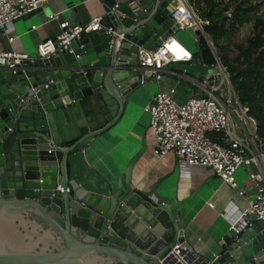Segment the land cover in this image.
<instances>
[{
    "label": "water",
    "instance_id": "water-1",
    "mask_svg": "<svg viewBox=\"0 0 264 264\" xmlns=\"http://www.w3.org/2000/svg\"><path fill=\"white\" fill-rule=\"evenodd\" d=\"M100 1L101 30L16 72L0 65V264H163L181 243L212 264H264V222L216 238L167 177L135 182L145 138L117 176L91 162L141 86L140 47L180 30L177 0Z\"/></svg>",
    "mask_w": 264,
    "mask_h": 264
},
{
    "label": "built area",
    "instance_id": "built-area-1",
    "mask_svg": "<svg viewBox=\"0 0 264 264\" xmlns=\"http://www.w3.org/2000/svg\"><path fill=\"white\" fill-rule=\"evenodd\" d=\"M49 2L50 0H0V29ZM216 3L223 11L224 19L221 22L237 27L244 23V17L246 20L250 18L252 10H264V0H216ZM239 8L244 15L237 16ZM59 18V14H52L49 20ZM170 18L179 25L180 30H192L204 36L216 52V45L207 31L213 20L199 15L190 0H177ZM103 19V15H99L88 24L63 20L60 22L57 38L47 39L39 44L37 57L17 50L0 51V65L16 72L25 60L34 61L68 50L72 42L82 34L101 30ZM257 24L250 37L261 34L264 39V23L259 20ZM15 40V37L10 38L11 42ZM263 49L264 46L260 52ZM70 52L75 53V50L70 49ZM194 59L193 51L187 49L174 35L156 50L140 47V85H145L150 80L161 82L169 64L191 63ZM231 64H234L233 61ZM213 68L216 69L213 77L208 74L206 81L199 85L202 92H196L188 100L180 101L177 87L160 89L146 111L151 116L157 154L163 156L174 152L190 166L208 168L213 175L245 197L248 203L242 214L245 225L241 228L233 226L240 233L256 221L264 222V138L259 136L257 119L250 115L249 108L240 101L229 66L223 63L218 54ZM243 167L249 171L250 184L241 188L237 174ZM161 263L212 264L187 243L177 244Z\"/></svg>",
    "mask_w": 264,
    "mask_h": 264
},
{
    "label": "crops",
    "instance_id": "crops-1",
    "mask_svg": "<svg viewBox=\"0 0 264 264\" xmlns=\"http://www.w3.org/2000/svg\"><path fill=\"white\" fill-rule=\"evenodd\" d=\"M194 1L193 5L199 15L208 17L200 11L202 7L204 8L202 0ZM214 6L215 13L221 12L216 0ZM103 13V3L100 0H50L35 12L0 29V51L17 50L37 57L41 42L57 38L61 21L88 24ZM52 14H59L60 18L49 20ZM223 19L222 13L219 20ZM174 36L183 40L193 53L201 51L199 34L195 40L196 44L193 45L187 41L186 34L182 32H176ZM11 37H15L16 40L11 42ZM211 39L214 41L212 37ZM218 50L215 52L212 49L215 59L217 54L219 56ZM210 68L213 66L206 67L201 57L195 58L191 63L169 64L163 81L150 80L140 86L132 97L123 119L109 133L96 140L88 155L102 173L117 176L125 169L131 157L140 150L145 138L150 148L135 167V182L145 178L146 185H149L159 178L167 177L165 184L172 187V190L177 189L181 200L189 199L187 209L194 221L209 234L220 238L233 229V226L241 228L245 225L242 214L247 209V200L229 184L213 175L208 168L190 166L174 152L163 156L157 154V141L151 128V116L146 111V107L160 89L177 87V97L180 101H186L194 93L202 92L199 85L206 81L207 71ZM248 177V169L241 168L237 174L241 188L250 184ZM248 193L251 191L248 190Z\"/></svg>",
    "mask_w": 264,
    "mask_h": 264
},
{
    "label": "trees",
    "instance_id": "trees-1",
    "mask_svg": "<svg viewBox=\"0 0 264 264\" xmlns=\"http://www.w3.org/2000/svg\"><path fill=\"white\" fill-rule=\"evenodd\" d=\"M204 8L200 10L204 16L213 20V24L208 26L207 31L215 42L223 39L227 43L231 40V35L235 30V25H226L219 18L223 11L215 13L214 0H202ZM244 15L239 8L237 16ZM199 44L201 51L194 53L195 58L201 57L206 67H212L216 63L215 56L212 52L208 40L199 35ZM264 39L261 34L250 37L247 40L246 47L241 46L242 51L231 64L228 49L220 47L218 50L224 64L229 63V70L236 90L238 91L241 103L249 108L250 115L254 116L259 124V136L264 138ZM232 69V70H231Z\"/></svg>",
    "mask_w": 264,
    "mask_h": 264
},
{
    "label": "rangeland",
    "instance_id": "rangeland-1",
    "mask_svg": "<svg viewBox=\"0 0 264 264\" xmlns=\"http://www.w3.org/2000/svg\"><path fill=\"white\" fill-rule=\"evenodd\" d=\"M193 4L195 3L194 0H190ZM262 21L264 23V10L261 9H255L250 12V18L248 20L244 17V23H241L238 27H235V30L233 31L231 35V40L229 43H227L225 40L221 39L218 42L215 43L217 50L220 47H225L228 49L229 58L231 61L234 62V59L239 55V53L242 51L241 46L246 47L247 40L250 38V33L254 32L256 26H258V22ZM257 24V25H256ZM179 33L182 32L186 34L187 41L191 43V45L196 44L195 40L198 37V34L194 31H178ZM177 39L188 48L187 44L183 40H181L179 37ZM227 65L231 66L229 63ZM232 70V69H231Z\"/></svg>",
    "mask_w": 264,
    "mask_h": 264
}]
</instances>
